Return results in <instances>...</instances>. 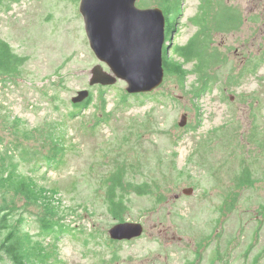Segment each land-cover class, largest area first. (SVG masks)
<instances>
[{
    "label": "rangeland",
    "instance_id": "obj_1",
    "mask_svg": "<svg viewBox=\"0 0 264 264\" xmlns=\"http://www.w3.org/2000/svg\"><path fill=\"white\" fill-rule=\"evenodd\" d=\"M217 1L213 14L219 12ZM219 1L228 9L224 16L235 13L244 21L237 31L212 33V46L223 61L215 68L217 85L199 99L190 93L194 74L186 77L184 88L175 77L164 76L158 88L144 94L128 95L121 81L89 88L94 66L108 70L90 49L79 0L0 4V40L26 57L19 77L0 83V147L13 151L17 169L38 189L45 187L46 196L55 193L52 200L65 218L64 233L44 236L41 208L29 205L20 226L29 233L27 245L51 250L56 264H264V0ZM202 3H178L180 13L170 18L173 31L165 40L170 56L172 47L196 32L190 20ZM135 4L138 9L161 5L157 0ZM258 60L256 73L246 72ZM192 68L193 63L185 66ZM233 70V75L246 72L238 86L227 85ZM83 89L90 90L93 101L80 111L70 100ZM101 98L108 116L92 130L104 114ZM73 112L78 115L72 117ZM183 114L187 125L181 128ZM17 119L21 128L33 131L30 140L15 132ZM144 120L150 131L143 134L139 123ZM47 126L65 148L56 169L20 160L21 151L47 150L36 131ZM114 159L123 164L126 180L149 186L143 193L118 191L127 207L124 221L144 229L129 241L108 236L120 221L108 212L100 178L113 169ZM243 168L254 183L237 188ZM185 188L193 193L185 196ZM0 264L12 263L4 256Z\"/></svg>",
    "mask_w": 264,
    "mask_h": 264
},
{
    "label": "trees",
    "instance_id": "obj_2",
    "mask_svg": "<svg viewBox=\"0 0 264 264\" xmlns=\"http://www.w3.org/2000/svg\"><path fill=\"white\" fill-rule=\"evenodd\" d=\"M157 1L159 3L165 2V0ZM202 1L203 3L199 6V12L190 20L191 24L197 28L193 36L189 38L187 43L172 47V56L168 52V47L164 46L162 51L165 76L175 77L179 85L184 88L186 77L189 74L195 75V81L190 88V93L195 99H199L206 93H209L218 83L215 68L220 65L223 59L217 49L212 46V33L237 31L242 21H244L241 15L238 16L235 13L231 16H224L228 9L219 0L217 1L219 12L216 14H213L211 10L213 0ZM3 2L4 0H0L1 5L5 4L6 8H9L12 3L19 2V0H6ZM178 3L172 8V11L174 9L178 10ZM163 14L165 16V39L167 40L173 31L174 22L168 17L166 9H164ZM25 62L26 57L14 53L8 43L0 40V83L18 78L19 68ZM191 63H193V68L186 70L185 66ZM260 63L261 60L256 61L246 72L255 74ZM246 72H240V75H233L234 70L231 71V76L227 78V85L238 86ZM101 99L104 114L96 118L91 127L92 130L102 121H105L108 116L105 113L106 102L104 98ZM126 99L127 94H124L122 100L125 102ZM92 101L93 95L91 94L84 103L73 105V107L79 108L81 111L89 107ZM77 115L78 113H72V117H76ZM139 125L143 129V134L150 131L149 122L144 120ZM21 126L22 124L19 119L13 122L15 132L18 134L22 133L23 139L30 140L29 138L33 137V131L25 127L21 128ZM41 130L43 128L36 131L44 139L47 150L44 153L40 150L34 151L33 154L21 151L19 153L21 155L20 160L24 162L26 160H33L37 165L39 162H43L46 167L56 169L62 164L65 148L63 143H58L55 137V130L51 126H47L44 131ZM141 135L136 133L137 138ZM0 153V236L2 231H5V234L0 237V244L4 246L5 252L8 255L7 257L13 264H48V260L49 264H56L57 261L52 260L53 254L51 250L46 252L43 249L37 248V250L35 247L27 245L26 239L29 233L20 230V226L25 221L22 213L27 211L30 208L29 205H31L41 208L38 223L42 235L58 237L60 233H64V229L62 228L65 226L62 225V221L65 218L59 214L58 203L52 200V196L55 193L46 196L45 187L39 186L38 189L37 183L31 176L21 174L16 167L18 162L13 161L16 157L12 150L7 148L3 151L0 147ZM114 161L113 169L100 178V186L107 188L104 200L110 215L120 222H125L124 215L127 207L124 203V197L118 191L133 190L143 193L144 189L149 186L147 184L135 185L130 180H126L123 164L115 159ZM253 183L254 179L251 178L250 172L247 168H243L237 177V188L251 186ZM155 188L159 189V186L156 185ZM161 194L157 193L155 195L158 198H162ZM19 199L25 200V204L17 206L16 202Z\"/></svg>",
    "mask_w": 264,
    "mask_h": 264
},
{
    "label": "water",
    "instance_id": "obj_3",
    "mask_svg": "<svg viewBox=\"0 0 264 264\" xmlns=\"http://www.w3.org/2000/svg\"><path fill=\"white\" fill-rule=\"evenodd\" d=\"M136 0H79L84 31L90 49L105 65L90 71L88 87L126 84L128 95L150 93L164 79L162 51L165 44V19L160 8L138 9ZM90 97L83 89L70 100L82 104ZM187 116L181 115L178 126L186 127ZM189 196L192 188L183 189ZM141 223L119 222L108 230L110 240L129 241L143 234Z\"/></svg>",
    "mask_w": 264,
    "mask_h": 264
},
{
    "label": "flooded vegetation",
    "instance_id": "obj_4",
    "mask_svg": "<svg viewBox=\"0 0 264 264\" xmlns=\"http://www.w3.org/2000/svg\"><path fill=\"white\" fill-rule=\"evenodd\" d=\"M179 2V4L181 5V0H165L164 3H161V5L159 6L160 9L163 11L164 13V9H166L167 13H168V17L172 18L174 15H177L178 13H180L179 10L174 9L172 11V8L177 5V3ZM187 43V41H186ZM4 256H8L7 253L5 252L4 246L0 245V260L4 257ZM8 258V257H7ZM11 263L13 264V262L11 261Z\"/></svg>",
    "mask_w": 264,
    "mask_h": 264
},
{
    "label": "bare ground",
    "instance_id": "obj_5",
    "mask_svg": "<svg viewBox=\"0 0 264 264\" xmlns=\"http://www.w3.org/2000/svg\"><path fill=\"white\" fill-rule=\"evenodd\" d=\"M136 3V2H135ZM136 5V4H135ZM164 15V14H163ZM164 19H165V16H164ZM164 32H165V27H164ZM162 66H163V63H162Z\"/></svg>",
    "mask_w": 264,
    "mask_h": 264
}]
</instances>
